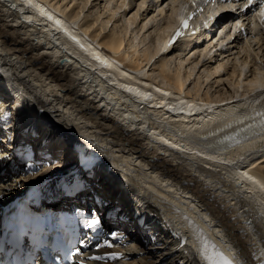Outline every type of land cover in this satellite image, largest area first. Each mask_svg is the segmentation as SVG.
Returning <instances> with one entry per match:
<instances>
[{"label": "bare ground", "instance_id": "bare-ground-1", "mask_svg": "<svg viewBox=\"0 0 264 264\" xmlns=\"http://www.w3.org/2000/svg\"><path fill=\"white\" fill-rule=\"evenodd\" d=\"M126 1L0 0V213L25 192L46 193L87 153L90 198L43 205L88 216L104 201L107 226L87 229L84 264H209L217 252L264 264V23L253 32L247 16H230L240 28L169 46L195 0L171 1L169 14L155 0L164 27L152 40L149 21L138 23L146 1L129 17ZM176 51L187 58L176 63Z\"/></svg>", "mask_w": 264, "mask_h": 264}, {"label": "snow or ice", "instance_id": "snow-or-ice-1", "mask_svg": "<svg viewBox=\"0 0 264 264\" xmlns=\"http://www.w3.org/2000/svg\"><path fill=\"white\" fill-rule=\"evenodd\" d=\"M251 3V0H249ZM261 17L264 18V6L261 7ZM51 19V17H49ZM187 28V20L181 22V28L177 29L176 33L169 40V46L174 42L177 36L182 35L183 31ZM7 137L0 138V142ZM0 155L7 156V153H0ZM95 164L88 158V154L85 153L82 158H78L75 166L69 169L63 174V176L57 180V182L51 186L50 190L52 196H48L46 193L37 192L34 194L32 200L28 204L23 206V209L19 207L16 210V215L21 216L23 224L20 229L22 236L21 239L27 237V243L29 246L34 247L35 241L39 238L42 239V233L46 230L47 226L51 224V221L43 215V205L48 199L55 200L56 194L59 193L62 197L69 195H76L82 192H87L90 185L91 174L94 173ZM94 203H97L94 198ZM106 207L104 201H99L98 206L88 210V216L77 210L75 215L77 217V223L81 224L84 228L100 230L106 227V219L110 215L109 212H105L103 215L100 212V208ZM112 213L119 215V210L111 209ZM110 235L115 237L119 235L118 232L110 231ZM99 257H97L98 259ZM205 260L209 261V264H233V262L227 259L225 256L217 252L215 257L204 256Z\"/></svg>", "mask_w": 264, "mask_h": 264}, {"label": "rangeland", "instance_id": "rangeland-1", "mask_svg": "<svg viewBox=\"0 0 264 264\" xmlns=\"http://www.w3.org/2000/svg\"><path fill=\"white\" fill-rule=\"evenodd\" d=\"M143 1H146V6H145V9H147V14L146 13H144L143 14V10H145V9H143L142 11H140V13H139V18H138V23L140 22V25L142 24V23H144V22H148L149 21V25H148V29H149V31H148V35H150V36H148L147 35V33H146V35H147V37H148V40H152V39H155V37H156V33L158 32L157 30H160V28H163L164 26V20H163V18H160V17H157L156 16V13H157V10L158 9H156V7L155 6H157L156 5V2H155V0H127L126 2L129 4V9H128V11L127 12H129L130 11V14L128 15V17L131 15V14H133V13H135L137 10H138V5H139V3H141V2H143ZM171 1H175V0H168L167 1V3L166 2H164V0H160V2H158L159 4L158 5H161V8H164L166 11H167V13L169 14L170 13V9H171ZM180 3V5H182V4H184L185 3V0H178ZM107 2V4H105ZM118 2V3H117ZM121 2V0H98V3L100 4L99 6H101V7H103V6H107L108 5V8L110 7V8H114V6L115 5H117V4H119ZM196 3H198V1L196 2ZM169 4V6H167ZM155 10V11H154ZM207 11L208 10H204V12H202V15H205L206 13H207ZM147 15H148V17H147ZM155 17V19H154V17ZM147 17V18H146ZM224 17H226V18H229L230 17V15H227V16H224ZM118 18L120 19V23H122V25H124L125 24V20H126V18L124 17V13H120L119 14V16H118ZM125 18V19H124ZM146 18V19H145ZM153 18V19H152ZM234 18H235V16H234ZM145 19V20H144ZM162 26V27H161ZM216 27V26H215ZM132 29H133V27H132ZM133 35L131 34V37H132ZM153 37V38H152ZM206 38V36L204 35V36H202V38H201V40L202 41H204V38ZM198 38V37H197ZM243 37H240V40L238 41L239 43H240V46H238V47H241V44H243L244 42H243ZM232 41V40H231ZM213 43H215L214 41H213ZM179 44V43H178ZM228 43L226 42L225 44L223 43V45H221L220 47H222V46H224V47H222V50L221 49H218L219 48V44H217V46H216V44H215V46H216V49H217V52H214V53H219L220 54V50H221V52H223V51H226V50H228V49H226L227 47H225L226 45H227ZM177 44H175L174 46H176ZM244 45V44H243ZM176 50H178L177 49V47H176ZM177 52L178 51H176L175 52V55L173 56V60L177 63L178 61H180L182 58H187V56H183V55H185V54H181L180 53V55L179 54H177ZM234 52H236V50L234 51ZM177 54V55H176ZM196 56H197V54H195ZM215 55V54H214ZM190 56H191V58H194L193 57V55H191L190 54ZM196 56H195V59H196ZM179 58V59H178ZM176 59V60H175ZM218 61H220V59H221V57H217L216 58ZM231 61V60H230ZM206 62H208V61H206ZM214 63V62H213ZM184 65L186 66L187 65V63H184ZM184 66V67H185ZM201 66L199 65V68H200ZM204 67V66H203ZM264 67V64H263V66H262V68ZM258 68L260 69V67L258 66ZM204 69V70H203ZM205 67L204 68H200L199 69V75L202 77V78H204V76L207 74V69H206V71H205ZM264 69V68H263ZM197 71H198V69H196ZM245 70V74H247L248 73V70L249 69H247V68H245L244 69ZM250 70H253V66H252V68H250ZM197 71L194 73V75L192 76V78L194 79V77H195V75H196V73H197ZM203 73V74H202ZM209 81H212L213 82V80H209ZM224 82V84L221 82L220 84L222 85V87H219V89H223L224 88V90L225 91H227V90H229V92H231V88H230V86H229V84L226 82V80H223ZM212 82H210L211 84H212ZM214 82H215V80H214ZM216 85H214L213 84V87H215ZM215 89V88H214ZM214 89H212V92L214 91ZM223 91V90H222ZM43 155V154H42ZM175 193V192H174ZM176 194H178V193H176ZM82 195H83V197H84V199H89L90 197V194L88 193V191L86 192V194L84 193H82ZM87 195V196H86ZM179 195V194H178ZM90 201H91V199H90ZM74 206H77V205H74ZM55 209L57 208L56 206L54 207ZM112 215H114V214H112ZM123 225V226H122ZM120 226H121V228L122 229H127V226H125L124 224H120ZM156 261V260H155ZM155 261H153V262H155Z\"/></svg>", "mask_w": 264, "mask_h": 264}]
</instances>
